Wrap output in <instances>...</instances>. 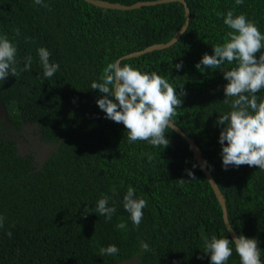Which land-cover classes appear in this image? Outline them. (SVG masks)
Here are the masks:
<instances>
[{
    "label": "trees",
    "instance_id": "1",
    "mask_svg": "<svg viewBox=\"0 0 264 264\" xmlns=\"http://www.w3.org/2000/svg\"><path fill=\"white\" fill-rule=\"evenodd\" d=\"M99 1L132 6L162 0ZM183 1L189 25L176 44L121 61L156 72L174 87L184 86L187 94L172 119L207 161L232 230L257 238L264 250V171L247 165L223 170L221 126L215 122L230 111L222 103L226 81L219 71L202 74L194 67L231 31L217 13L244 14L264 33V0H244L240 6L235 0ZM44 3L47 7L33 0H0V34L16 45L20 67L32 57L29 71L0 81V105L8 121L0 122V215L5 217L0 264H119L136 258L138 264H208L205 241L231 237L188 143L167 128L166 149L144 141L129 144L124 126L105 119L98 108L103 94L91 89L107 63L169 43L186 21L184 5L174 0L117 11L83 0ZM40 47L50 51V63L60 65L51 78L43 77ZM181 61L182 70L172 68ZM235 66L234 61L224 68ZM257 95L264 99V90ZM24 124L35 125L40 143L50 147L41 167L34 153H19ZM188 170L195 178L188 177ZM129 186L147 201L138 228L122 206ZM103 195L116 207L111 220L89 214ZM121 223L126 227H117ZM141 241L150 251L141 252ZM111 244L119 253L100 256L99 249ZM227 264H240L235 251Z\"/></svg>",
    "mask_w": 264,
    "mask_h": 264
},
{
    "label": "clouds",
    "instance_id": "2",
    "mask_svg": "<svg viewBox=\"0 0 264 264\" xmlns=\"http://www.w3.org/2000/svg\"><path fill=\"white\" fill-rule=\"evenodd\" d=\"M35 5L47 7L44 0H33ZM244 0H235L240 6ZM223 25L231 29L227 40L212 46V54L204 53L194 67L202 74L219 71L226 84L223 86V104L229 105L230 111L219 115L216 125L221 126L218 143L221 166L227 171L241 165L255 166L264 171V99L257 94L264 90V33L244 14L234 15L233 10L217 13ZM17 47L6 35L0 34V81L3 83L11 76L16 77L31 69L32 57L24 59L23 67L17 60ZM39 62L43 67V77L51 78L59 71L58 63H50L51 53L44 47L37 50ZM259 53L257 58L256 54ZM235 61V67L226 70L224 66ZM176 71L183 68L182 61L172 65ZM92 90L103 94L96 100L104 118L124 126L129 144L144 141L153 147L170 143L165 129H176L173 117L177 115L187 93L183 87H174L168 80L156 72H142L117 59L107 63L100 77V82L93 81ZM177 89H180L177 92ZM2 106V105H0ZM35 126V125H33ZM36 127V126H35ZM207 166L204 161L203 167ZM188 177L195 178L191 170ZM181 183L184 180H179ZM137 189L129 186L122 198V206L133 226L139 227L143 219V209L147 201L136 195ZM110 197L103 195L96 205V216L111 220L116 213L115 206H109ZM5 217L0 215V228L4 227ZM123 229L125 223L117 225ZM11 236V232L8 233ZM257 238H247L237 234L234 239L213 236L205 241V254L208 264H227L233 251L238 255L240 264H264ZM234 246V247H233ZM141 252L150 251V246L141 241ZM119 248L115 244L101 247L100 256H115ZM203 259V256L198 257Z\"/></svg>",
    "mask_w": 264,
    "mask_h": 264
},
{
    "label": "water",
    "instance_id": "3",
    "mask_svg": "<svg viewBox=\"0 0 264 264\" xmlns=\"http://www.w3.org/2000/svg\"><path fill=\"white\" fill-rule=\"evenodd\" d=\"M83 1L86 2L87 4H90V5L94 6V7H96V8L108 9V10H117V11H131V10L140 9L142 7L154 6V5H158V4H165V3H168V2H171V1H174V0H162V1L146 2V3L140 2V3H136V4L132 5V6H123V5H120V4H111V3L103 2V1H99V0H83ZM178 1L180 3H182L184 5V7H185V20L186 21H185L183 27L174 35L173 39L167 44L154 45V46L148 47V48L144 49L143 51L135 52V53L129 54L127 56H124L120 60H128V59H131V58H137V57H140V56H142L144 54L151 53L153 51L164 50V49L172 47L174 44H176L178 42L180 37L187 30L188 25H189V18H190L189 10L187 9V6H186L185 2L183 0H178ZM175 127H176V129L174 130V132L176 134H178L179 136H181L182 139H184L188 143V145H189V147H190V149H191V151H192V153H193V155H194L199 167L202 170V166L204 165V159L202 158L201 151L196 146L195 141L192 138H190L189 136H187L176 125H175ZM170 129L173 130L172 128H170ZM49 149H50L49 146L42 145L41 150L38 153V160H39L40 167L42 166L44 161L47 160ZM202 172H203L205 178L207 179L209 185L211 186L212 191H213V193H214V195H215V197H216V199H217V201H218V203H219V205H220V207L222 209L223 221H224L225 227L227 229V232L229 233L231 239H234L236 234L232 230V228H231V226L229 224L228 218H227V210H226V205H225V199L222 196V194H221L218 186L216 185L215 181L213 180L211 174L208 172L206 166L203 167ZM119 264H138V259L136 258L134 260H126V261L121 262Z\"/></svg>",
    "mask_w": 264,
    "mask_h": 264
},
{
    "label": "rangeland",
    "instance_id": "4",
    "mask_svg": "<svg viewBox=\"0 0 264 264\" xmlns=\"http://www.w3.org/2000/svg\"><path fill=\"white\" fill-rule=\"evenodd\" d=\"M5 113V109L0 106V120L3 123L4 121H7ZM39 137L40 136L37 134V128L35 126L24 124L22 136L17 139L19 153L24 156L31 153L38 155L41 148Z\"/></svg>",
    "mask_w": 264,
    "mask_h": 264
},
{
    "label": "flooded vegetation",
    "instance_id": "5",
    "mask_svg": "<svg viewBox=\"0 0 264 264\" xmlns=\"http://www.w3.org/2000/svg\"><path fill=\"white\" fill-rule=\"evenodd\" d=\"M0 122H1V120H0ZM1 124H4V125H6V124H8V121H4V123L3 122H1ZM23 127H24V125H23ZM23 131V130H22ZM41 144V143H40ZM42 145H45V144H41V147H42ZM40 150H41V148H40ZM50 150V149H49ZM38 156V155H37Z\"/></svg>",
    "mask_w": 264,
    "mask_h": 264
}]
</instances>
